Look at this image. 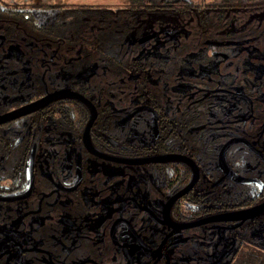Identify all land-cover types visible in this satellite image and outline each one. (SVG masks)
<instances>
[{"label":"flooded vegetation","instance_id":"obj_1","mask_svg":"<svg viewBox=\"0 0 264 264\" xmlns=\"http://www.w3.org/2000/svg\"><path fill=\"white\" fill-rule=\"evenodd\" d=\"M133 1H44L43 19L0 0L41 23L63 8L73 25L46 56L36 37L1 41L0 264H124L126 240L147 248L141 264L264 256L248 235L264 225V0ZM204 44L233 51L180 72ZM66 46L81 63L66 64ZM242 209L258 211L229 217Z\"/></svg>","mask_w":264,"mask_h":264},{"label":"trees","instance_id":"obj_2","mask_svg":"<svg viewBox=\"0 0 264 264\" xmlns=\"http://www.w3.org/2000/svg\"><path fill=\"white\" fill-rule=\"evenodd\" d=\"M140 4L143 6H146L149 2L153 3L152 0H139ZM186 1V0H181ZM192 1L193 0H187V6L189 8L192 7ZM130 11H133L134 1L128 0ZM156 5H162L166 7V5H169L170 7L174 5V3L166 2L158 3L156 0ZM208 6L212 5H228L230 4V0H207ZM144 8V7H143ZM63 8H54L52 10V17L50 18L49 22L47 23H41L38 22L37 18L34 16L31 11L23 8L22 6H19L18 4H9L4 7H1L0 5V14L5 15L10 19L7 23H5L3 26H1L0 30V57L1 58H8L7 55L4 54V48L2 47L4 43L7 40L13 41L16 38L23 37V38H29V37H36L39 41V51L38 53H43V55H47L48 52L52 51L53 48L58 46L59 48H64L65 43H67V40L65 38L67 36H70V34L66 33L65 29L72 30L73 25L69 24L67 25L66 22L63 21L64 18V12L62 11ZM127 12V11H126ZM149 10L146 8L141 10L142 15L148 14ZM207 19L211 20L212 13L207 12ZM133 18V16H131ZM130 27L133 23V19H130L129 21ZM128 22L124 23V26H116L115 32L117 40H120V46H124V50H129L130 40L128 39V29L129 24ZM105 28H99L95 27L94 31H99V34L101 35L104 32ZM59 36H62L63 39L59 38ZM108 38H111L110 33L107 34ZM2 41V42H1ZM10 42V43H11ZM71 48V49H70ZM66 46L65 50L68 51V54L65 56L66 64L76 66L82 61L79 62L78 58V52L75 48L72 46ZM72 50L74 51V56L72 55ZM71 54V57H68V55ZM127 67L121 68L122 71L127 70ZM250 260L246 259L245 256L242 254L234 264H264V256H261L260 253L252 252L249 255Z\"/></svg>","mask_w":264,"mask_h":264},{"label":"rangeland","instance_id":"obj_3","mask_svg":"<svg viewBox=\"0 0 264 264\" xmlns=\"http://www.w3.org/2000/svg\"><path fill=\"white\" fill-rule=\"evenodd\" d=\"M4 2H19V3H23L26 5H31L32 7H34L36 10L34 11L40 18L46 19L49 16V11L46 9H39L40 7H38L37 5L41 2H59L62 0H3ZM69 1H78V0H69ZM102 1H113V0H102ZM163 16V15H161ZM42 19V20H43ZM232 46L226 47V46H215L212 47L210 45L204 44L201 45L200 47H198L195 51H189L184 53L183 55L180 56L179 61H180V66H179V70L180 72H182L185 75H188L189 77H197L200 76L203 73L209 72V71H213L214 69V56L216 53L219 52H226V53H230L232 52ZM209 52V53H208ZM81 70H79V72L75 75V77L77 76H81L82 78L79 77V82H81V79H83V77L85 78V74L84 75H80ZM73 85H75V81L72 83ZM264 215V212L262 213ZM259 218H261V216H259ZM263 222H264V216H263ZM252 228V231L248 233V235H250L251 238H253L255 241H257L258 243H262L264 244V231H262L261 229L264 228L263 226H259L257 228ZM256 229V230H254ZM146 241H150L147 237H145ZM126 246L124 248V264H141L143 262L142 253H145L147 251V248H137L135 246H132L131 244H133L134 242H131L130 240H126ZM4 243H6L4 241ZM129 246H128V245ZM176 242L174 239H172L170 246L171 245H175ZM207 245H212L211 244V240L208 239L207 240ZM170 248V247H169ZM168 248V250H169ZM170 264H183L181 262V260L179 258H177L175 255L171 256V263ZM218 264H223V261H220Z\"/></svg>","mask_w":264,"mask_h":264},{"label":"water","instance_id":"obj_4","mask_svg":"<svg viewBox=\"0 0 264 264\" xmlns=\"http://www.w3.org/2000/svg\"><path fill=\"white\" fill-rule=\"evenodd\" d=\"M262 207H263L262 205L259 206L258 210H260ZM258 210L253 211L252 209H244V210L242 209V210H238L235 215L229 216V217L230 218L234 217L237 219H243L245 217L252 216V214L256 213ZM219 218H223V217H219ZM188 224H191V223H179L178 227L188 225Z\"/></svg>","mask_w":264,"mask_h":264}]
</instances>
